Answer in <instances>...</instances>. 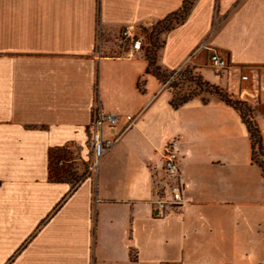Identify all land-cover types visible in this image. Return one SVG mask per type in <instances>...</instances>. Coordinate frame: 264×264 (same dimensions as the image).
<instances>
[{
	"label": "crops",
	"instance_id": "crops-1",
	"mask_svg": "<svg viewBox=\"0 0 264 264\" xmlns=\"http://www.w3.org/2000/svg\"><path fill=\"white\" fill-rule=\"evenodd\" d=\"M183 2L0 0V264H264V181L240 112L213 96L175 109L145 57L119 52L124 26L154 25ZM207 49L232 68L215 76ZM155 63L247 105L264 153V0H197ZM96 98L135 121L74 185L51 175L50 155L74 145V166L87 165ZM169 143L183 203L157 219Z\"/></svg>",
	"mask_w": 264,
	"mask_h": 264
},
{
	"label": "built area",
	"instance_id": "built-area-1",
	"mask_svg": "<svg viewBox=\"0 0 264 264\" xmlns=\"http://www.w3.org/2000/svg\"><path fill=\"white\" fill-rule=\"evenodd\" d=\"M153 25H126L121 29L119 38L121 46L127 57H134L143 54L150 46V36ZM209 55L206 67L215 76L221 77L232 68L227 60L217 51L207 49ZM181 69L173 73L172 79L180 75ZM247 75H242L241 82L247 81ZM133 116H121L107 113L103 110L99 100L96 98L91 110L90 123L88 125L89 143L91 148V160L87 163V177H94L97 172L98 164L102 157L110 151L121 139L125 131L133 124ZM117 126H122V130L115 132ZM104 131L108 136L104 135ZM78 149L74 145H66L55 149L50 155V164L54 167L50 170L51 175L56 178L62 176V170L68 165H74L79 158ZM163 171L165 176L170 179L168 197H161L153 202L154 218L165 216L166 210L170 207H178L183 203L184 184L180 177L179 160L175 143H169L163 150Z\"/></svg>",
	"mask_w": 264,
	"mask_h": 264
},
{
	"label": "rangeland",
	"instance_id": "rangeland-1",
	"mask_svg": "<svg viewBox=\"0 0 264 264\" xmlns=\"http://www.w3.org/2000/svg\"><path fill=\"white\" fill-rule=\"evenodd\" d=\"M192 1L194 0H188V4ZM181 17L182 14H178L174 17H170L153 25L150 36V46L149 48H147L145 53L142 54L144 57H153L160 51L167 34V29L172 26H176ZM122 51L123 48L121 46L119 52ZM159 75L161 76L160 79L162 80V82L169 86V90L172 93V100H174L176 104H179L195 96H201L203 100H205L209 96L217 97L219 99H227L224 94H220L214 88L202 83L200 78L193 74L192 70L184 69L183 72H181L180 75H178L174 79H172L173 75L168 72H160ZM234 108L239 109L241 112L240 115L243 118L244 122L249 123L254 128V124L251 121V109L245 104L236 105V107ZM254 141L258 142V139ZM254 146L255 152L254 155H252V161L257 166H260L262 178L264 181V153L262 149H259L257 143ZM53 167L54 166L50 164V168L53 169ZM79 168L77 165H68L66 169L62 170V179L65 178L66 180L74 183V185L79 183L81 180H83V178L87 177V165H85V167H81L80 171H78ZM262 230L264 231V226L262 227Z\"/></svg>",
	"mask_w": 264,
	"mask_h": 264
},
{
	"label": "trees",
	"instance_id": "trees-1",
	"mask_svg": "<svg viewBox=\"0 0 264 264\" xmlns=\"http://www.w3.org/2000/svg\"><path fill=\"white\" fill-rule=\"evenodd\" d=\"M196 1H197V0H194V1H192L191 3L188 4V0H184L183 5H182V8L180 9V11H178V12H176V13H174V14L168 16L166 19H168V18H170V17H174V16H176V15H178V14H182V17L180 18V21L176 24V26H177V25H181V24H183V23L186 21L187 17L189 16L190 11H191V9H192V6L194 5V3H195ZM166 19H164V20H166ZM164 20H163V21H164ZM158 23H159V22H158ZM176 26H172V27L168 28V29H167V33L170 32L171 30H173ZM163 44H164V43H163ZM163 44H162V46H163ZM145 59H146L147 62H148L147 73H151V74L154 75L159 81L162 82V80L160 79L161 76L159 75V73L162 72V71L160 70L159 67L156 66V63H155V62H156V55H154L153 57L145 56ZM162 83H164V82H162ZM138 88H139L140 92H142V93L144 92L143 82H140V84L138 85ZM215 90H216V89H215ZM216 91H217V90H216ZM217 92H218V91H217ZM218 93H219V92H218ZM221 100H222L223 102H225L227 105L231 106L232 108L236 107V105H240V104H242V103H240V102H232V101L229 100L228 98H227V99H221ZM185 102H186V101H183V102H181V103H179V104H176V103L174 102V100H172V101H171V105H172L173 108L177 109V108L181 107L183 104H185ZM232 105H233V106H232ZM234 109L240 112L239 109H236V108H234ZM240 114H241V112H240ZM241 119H242V121L244 122V120H243L242 117H241ZM244 124L246 125L247 130H248V132H249V134H250V138H251V142H252V149H253V153H252V155H254V152H255V146H254V145H255L256 143L258 144L259 149H262L261 141H260V136H259V132H258V130L256 129L255 126H254L255 129H254L253 126L250 125L249 123H245V122H244ZM256 139H258V142H257V141H256V142L254 141V140H256ZM252 160H253V159H252ZM258 166H259V165H258ZM259 167H260V166H259ZM63 180H64V179H63Z\"/></svg>",
	"mask_w": 264,
	"mask_h": 264
}]
</instances>
